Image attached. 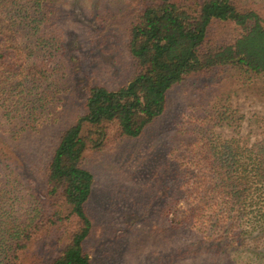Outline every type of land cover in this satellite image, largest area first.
<instances>
[{"label":"rangeland","instance_id":"rangeland-1","mask_svg":"<svg viewBox=\"0 0 264 264\" xmlns=\"http://www.w3.org/2000/svg\"><path fill=\"white\" fill-rule=\"evenodd\" d=\"M143 1L57 0L46 36L55 40L50 60L48 52L23 42L26 30L14 33L13 39L24 43L18 48L31 55L12 60L20 62L17 71L27 70L22 79L7 83L0 78V132L7 136L4 154L0 145V166L9 165L8 172L0 167L5 196L0 208H6L0 219L8 226L28 221L32 202H44L45 181L39 169L60 131L84 114L90 88L116 90L133 77L125 7ZM232 35L229 25L217 24L211 30L217 38ZM54 64L60 70L51 74ZM39 69H48L47 76L40 78ZM30 73L37 79H29ZM261 79L234 71L186 77L167 92L164 113L139 137L104 140L100 148L88 151L84 165L93 175L87 203L93 228L86 252L92 264H248V254L218 255L200 248L205 237L196 226L201 224L192 223L190 216L203 210L208 200L203 203L201 194L189 187L198 180L202 167L197 163L218 140L249 135L253 142L264 136L262 128L254 132L255 125L249 124L252 115L264 114ZM205 116L209 120L203 123ZM208 212L201 219L212 225L215 217ZM58 251V245L39 240L20 261L49 264Z\"/></svg>","mask_w":264,"mask_h":264},{"label":"trees","instance_id":"trees-1","mask_svg":"<svg viewBox=\"0 0 264 264\" xmlns=\"http://www.w3.org/2000/svg\"><path fill=\"white\" fill-rule=\"evenodd\" d=\"M56 1L0 0V78L7 83L9 79H22L27 72L16 70L20 62L12 63L26 54L18 48L22 40L18 43L13 39L15 32L26 30L23 42L35 49L39 46L50 54L49 60L53 58L50 50L55 40L46 36L52 29ZM131 3L125 7L129 14L126 48L134 63L133 77L116 90L90 88L84 114L60 131L50 156L39 169L45 181L44 202H32L26 222L11 221L8 226L0 219V264H23L21 256L39 240L59 246L49 264H92L86 252V240L93 228L87 204L93 175L84 165L88 151L100 148L104 140L139 137L148 124L164 113L167 92L186 77L234 71L264 78L262 2ZM58 11L62 13L61 9ZM217 24L232 27L231 39L211 36ZM49 68L51 74L60 70L56 64ZM48 69H39L38 76H47L44 73ZM27 76L38 77L31 73ZM208 118L205 116L202 122ZM249 124L255 125L251 126L254 132H259L260 127L264 134V114L252 115ZM6 138L0 132L2 154ZM209 149V154L197 163L202 167L198 180L189 187L201 194L203 203L208 200L203 210L190 216L192 223L201 224L196 226L205 237L204 247L200 248L218 255L240 252L248 254V264H264V136L253 142L249 135L234 136L218 140ZM0 167L6 172L9 165L4 162ZM3 184L1 176L0 186ZM3 196L0 189V203ZM169 206L168 203L163 214ZM207 210L209 217H215L212 225L201 219L206 218ZM3 213L5 206L0 208V217L4 218Z\"/></svg>","mask_w":264,"mask_h":264}]
</instances>
